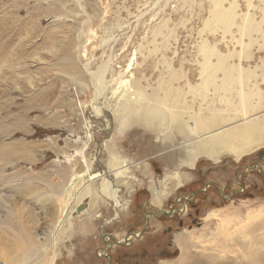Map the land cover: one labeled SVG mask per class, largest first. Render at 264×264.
I'll use <instances>...</instances> for the list:
<instances>
[{"label":"rangeland","instance_id":"rangeland-1","mask_svg":"<svg viewBox=\"0 0 264 264\" xmlns=\"http://www.w3.org/2000/svg\"><path fill=\"white\" fill-rule=\"evenodd\" d=\"M236 1L239 14L253 13L256 21L260 20L254 4L249 7L245 0ZM208 15L207 0H194L193 4L191 0H0V136L5 141H14L15 150L21 141L25 144L20 149L23 156H9L12 163L6 164V172H16L17 179L12 183L6 181L9 185L5 187L6 196L0 195V233L4 237L1 256L26 257L21 260L25 261L23 264L34 257L44 258L39 264H47L52 257V264H78L76 261L83 256L88 260L85 264H174L181 256L204 253L192 247L190 234L203 236L221 219H238L249 211L264 208V175L252 168L258 163L264 166V143L239 160L230 154H220L217 160L201 156L194 168L181 170L186 181L183 186L176 188L175 182L169 180V193L160 205L156 199L153 203L154 194H162L163 177L177 164V158L173 160V146L179 141L168 139L169 144L158 145L162 132L157 126L134 124L120 132L116 129L120 126L118 113H113L112 105L105 107L111 114L106 113L107 120L106 111L95 112L94 107H102L103 102L97 98V104L93 88L80 90L89 81L84 60H89V69L95 70L107 61L109 52L122 56L124 39L130 38L128 49L134 48L160 19H167V27L173 31L162 37L159 32L152 38L154 41L146 39L151 53L135 70L137 77H146L147 81L142 82L148 83V89L157 86L160 73L185 72L195 83L199 79L202 57L199 46L203 42L216 44L223 53L233 46L242 48L219 28L203 29ZM119 25L122 27L114 29V34L121 35L120 40L100 51L91 42L84 47L90 29L103 35L109 30L107 27ZM260 44L250 46V58L233 60L260 73V68L264 69V47L259 48ZM122 64V57L113 61L115 69ZM258 80L264 91L263 80L261 77ZM184 81L183 78L181 83ZM75 85L79 97L73 94ZM198 106L199 102H195V110ZM253 116L245 115L233 122ZM6 131L12 133L6 135ZM102 142H112L110 149ZM83 148L88 158L95 157L92 169L98 175L106 173L112 150L122 160L140 161L139 165L132 163L129 177L115 180L122 197L130 199L129 202L116 207L114 199L102 195L100 177L92 184V195L84 196L82 202L77 197L81 183L67 199L60 195L64 179L83 169L79 156ZM27 150L32 154L30 157ZM152 180L155 182L151 183ZM179 197L187 201L184 214L170 212L171 207L182 208V202H177ZM79 203L86 204V209L73 215ZM59 208H65L70 219L65 217L58 229ZM213 211L219 218L207 217L206 213ZM116 215L119 218H114ZM257 216L247 220V229L261 228L264 213ZM135 231L142 234L141 239L133 240L132 246L125 244L121 236ZM87 238L91 239L89 243H85ZM14 240L23 243L13 246ZM90 243L91 258L84 254V247ZM33 245L36 255L25 256L27 246ZM214 245L221 248L219 242ZM182 248L188 255L181 252ZM235 248H224L219 255L234 264H246L243 257L234 258L237 254L230 251ZM102 249L108 251L111 259L102 258L101 253L105 252Z\"/></svg>","mask_w":264,"mask_h":264},{"label":"bare ground","instance_id":"bare-ground-1","mask_svg":"<svg viewBox=\"0 0 264 264\" xmlns=\"http://www.w3.org/2000/svg\"><path fill=\"white\" fill-rule=\"evenodd\" d=\"M245 1L249 7H252L254 4L260 14L259 21H256L255 14L253 13L239 14L236 0H207L209 15L204 21L203 29L211 30L212 28H219L223 34H229L231 39H235L240 43L242 48L237 49L233 46V49H229L228 52L223 53L216 47V44L212 45L203 42L199 46L202 57L199 60V79L195 83L191 82L188 74L185 72L160 73L157 86H151L152 89H148V83L143 84L142 82V79L147 81L146 77H137V73H135V70L144 64L145 59L151 53L150 46L147 44L148 40L146 41V39L150 37L151 41H154L152 38L157 36L159 32H162L158 34L162 37L165 33L173 31L172 28L167 27V19H160L151 27L152 30L149 27L147 36L142 37L141 41L132 49L127 48L129 47L130 38L124 39L121 50L125 53L122 56H116V52L115 54H113V51L109 52L106 58L107 61L101 62L95 70H90V61L84 60L86 61V73L89 74V81L88 84L85 83V86L81 85L80 90L93 88L95 92L94 98L98 105L97 98L102 99V107H94L96 113L103 110V112L106 111V114L109 111L105 107L109 108L112 105L110 108L114 110L113 113L115 111L118 113L120 126L116 127V129L120 132L134 124H143L149 128H156L154 126H157L159 127L158 131L162 132L158 137V145L160 143H167L168 139L179 141L173 146L175 151L173 160L177 158V164L174 168L167 171L163 177L162 196L154 194L153 203L156 199L160 205L169 193L167 184L169 180L175 182L176 188L183 186L186 181L182 179L183 172L181 170H191L194 168L198 158L201 156L217 160L220 154H230L236 160H239L244 154L264 143V91L261 89L258 80V77H261L264 82V69L260 68V73H257L256 68L244 67L240 61L236 62L233 60L234 57L240 59L242 56L250 58L252 56L250 46L255 42L262 43L259 48L264 47V0ZM191 3L193 4L194 0H191ZM138 17L140 16L138 15ZM121 27L122 25H119L117 28L107 27L109 30L105 31L103 35L92 32V29H90L84 38V47L88 42H91L94 49H98L99 51L104 50L118 39L120 40L122 36L115 35L114 29L120 30ZM234 27H236L235 31H233ZM235 32L237 36L234 35ZM165 38H168V35ZM174 42L177 43L176 38H174ZM116 57L124 59V64L118 67L119 69L116 68L118 70L113 67V61ZM168 67L172 69L171 65H168ZM108 74L110 76L109 79H107ZM183 78L185 79L184 84L181 83ZM105 91L108 92L106 93ZM209 93H212V97L209 96ZM73 94L75 97H79V94L76 92V85L73 88ZM108 94H111L110 97ZM195 102H199L197 110L194 108ZM108 114L105 116L107 120H109ZM252 114H254L253 117L242 118L238 123L233 122L237 118ZM7 133L6 131V135H9L12 132ZM88 134L91 138V134ZM110 143L112 144V142H109V144L106 142L102 145L106 149H110ZM14 144V141H5L0 136V195L4 194L6 196L5 187H9V185L5 184L6 181L12 183L17 179L14 176L16 172L15 174L6 172V164L12 163L9 156L19 158L23 156V152L20 149L21 147L25 148V144L21 141L19 143L20 147L16 150L13 148ZM160 149L162 148L158 150ZM111 153L113 157L107 163L106 173L103 172L98 175V173H94L95 169H92L95 157L88 158L83 148L79 152V156L83 162V169L80 172H73L68 179L63 178L65 182L61 186L60 195L67 199L72 194L74 188L81 183L82 190L77 197L80 196L79 202H82L84 196L92 193V184L98 182L97 178L100 177L98 184L102 195L114 199L116 207L129 202L130 199L122 197V190H118L115 180L129 177L132 163L139 165L140 161L134 160L133 162H129L126 159L122 160L121 157H118L115 151L112 150ZM27 155L30 157L32 154L28 151ZM144 165L146 164L144 163ZM187 179L189 180V175H187ZM154 182L153 180L151 181V183ZM56 189V186H54L55 191H57ZM80 204L82 203L78 205ZM76 207L74 212H72L73 215L76 214ZM84 209H86V206ZM183 209H185L184 204L182 211ZM258 213L262 215L264 208L249 211L247 215L238 217V219H221L211 231L204 233L203 236L200 233L196 236L190 234L192 247H198L204 253L196 252L188 258L187 256H181L179 261L174 264H234V261L223 259V255H219L224 252V248L229 246L236 247L230 251L237 254L234 255V258L239 259L241 256L247 262L246 264H264V224L260 229H258L259 226L255 229H247L245 227L248 219L250 220L255 216L259 217L257 216ZM206 214L208 218L218 217L214 211ZM65 217L68 218L70 215L65 208H61L57 217L58 229L63 225ZM114 218H119V216L116 215ZM242 231H245V233ZM0 234V244L3 247L2 241L4 237H2V233ZM139 234V231H137L132 236L138 237ZM121 238L129 241V235H122ZM211 241L214 243L219 242L221 248H217L215 246L217 244L214 245L213 242L211 245ZM14 242L13 246H19L23 243L16 240ZM27 248L25 256L30 255V257H33L36 255L35 245L32 247L27 246ZM181 252L188 255L185 248H182ZM23 258L15 256L5 259L4 256L0 255V264H23L25 261L21 260H26V257ZM42 259L44 258L34 257L26 264H39L42 262ZM53 260L54 257L50 258L47 264H52Z\"/></svg>","mask_w":264,"mask_h":264},{"label":"flooded vegetation","instance_id":"flooded-vegetation-1","mask_svg":"<svg viewBox=\"0 0 264 264\" xmlns=\"http://www.w3.org/2000/svg\"><path fill=\"white\" fill-rule=\"evenodd\" d=\"M251 166H252V165H251ZM257 166H258V167H257ZM247 167H248V166H246L245 168H247ZM252 168L256 169V171H258V172H260V173H262V174L264 175V166H263L262 163L255 164L254 167L252 166ZM245 170H246V169H245ZM251 170H252V169H251ZM236 183L239 184V181L237 180ZM237 184H236V185H237ZM239 188H240V187H239ZM177 199H178L177 202H180V203L182 202V205H181L182 207H183V204H184L185 209H183V211H182V208H181L180 210H178L179 208H177V207L174 206V207H171V208H172V211H170V212H174V213L181 212V213L184 214V213L187 211V208H188V207H187L188 205H187L186 198H185V197H179V198H177ZM165 212L168 213L169 211H165ZM145 216H146V215H145ZM147 221H148V220L145 219V222H147ZM144 224H145V223H144ZM146 226H147V225H146ZM135 232H136V231H135ZM126 235H129V241H127V240H123V242H124L125 244H127V245L130 244V245L132 246V243H131V242H132L133 240H137V239H136L137 237H133L132 234H131V232L128 233V234H126ZM130 235H131V236H130ZM141 235H142V234H141ZM141 235H139L140 237L138 236V238L141 239V237H142ZM119 243L122 244V241H119ZM128 243H129V244H128ZM114 244H115V243H113L112 245H114ZM116 244H118L117 241H116ZM114 246H116V245H114ZM118 246H119V245H118ZM102 250L105 251V249H102ZM105 252H106V251H105ZM105 252H104V253H105ZM106 254H107V255H106ZM101 256H102V253H101ZM103 256H105V257H103ZM103 256H102L103 259L108 260V259L110 258L111 255L109 256V253H108V251H107L105 254H103ZM106 258H107V259H106ZM110 259H111V258H110Z\"/></svg>","mask_w":264,"mask_h":264},{"label":"crops","instance_id":"crops-1","mask_svg":"<svg viewBox=\"0 0 264 264\" xmlns=\"http://www.w3.org/2000/svg\"><path fill=\"white\" fill-rule=\"evenodd\" d=\"M90 241H91V239H90V238H87L85 243H89ZM87 246H88V247H84V249H85L84 254L91 258V256H90V252H91V250H92V247H91V246H92V243L88 244ZM85 257H86V256H83V258H81V261H80V259H79V260L76 261V262H77L78 264H83V263L85 264V261H88V260H85V259H84Z\"/></svg>","mask_w":264,"mask_h":264},{"label":"water","instance_id":"water-1","mask_svg":"<svg viewBox=\"0 0 264 264\" xmlns=\"http://www.w3.org/2000/svg\"><path fill=\"white\" fill-rule=\"evenodd\" d=\"M85 205L84 204H80L76 207V213H80V211H82L84 209Z\"/></svg>","mask_w":264,"mask_h":264}]
</instances>
